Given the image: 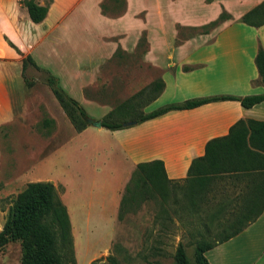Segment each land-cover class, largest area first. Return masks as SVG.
Returning <instances> with one entry per match:
<instances>
[{
  "label": "rangeland",
  "instance_id": "rangeland-1",
  "mask_svg": "<svg viewBox=\"0 0 264 264\" xmlns=\"http://www.w3.org/2000/svg\"><path fill=\"white\" fill-rule=\"evenodd\" d=\"M35 1L48 7L54 2ZM180 3L178 0L174 5ZM57 4L50 13L49 23L38 26L37 23L30 22L29 28L25 27L22 35L12 34L15 44L11 43L23 56L29 54L38 65V69L30 65L25 69V76L35 79L32 86L26 87L24 83V87L18 86L19 76L22 80L21 56L15 48L8 45L6 39L7 46H0V54L5 56L0 55V60L7 62L5 71L10 81H13V86L15 85L14 118L6 128L14 140V156L13 163H10L12 166L5 168L0 176V228L5 220L10 198L27 182H50L52 177L61 174L87 180V176L92 177L96 169L102 174L112 171H125L127 174L130 170L129 158L118 150L117 134L112 136L105 129L98 133H78L54 98L52 106L58 114L52 124L44 110L45 101L48 106L46 109H50V91L39 79L43 70L57 78L62 89L83 107L86 116L100 120L133 93L160 78L159 71L143 61L149 44L152 46L151 57L169 59L167 63L171 65L177 56L173 48L185 40V37L187 39L188 36L193 38L200 35L199 42L209 41L222 22L234 19L222 9L227 18L208 28L207 33L197 34L198 31L188 33L186 29L177 31L179 24L175 21L183 18L169 12L168 0H131L126 13L119 18L113 17L122 13L125 0H58ZM60 5L64 7V11L62 17L57 18V24L65 18L64 14L68 15L72 10L74 12L56 28L52 20L59 14ZM140 8L144 9L134 16ZM101 11L112 19L100 15ZM47 25L53 26L47 30ZM141 35L144 36L145 44L136 49L135 43ZM40 95L42 100L39 99ZM112 117L128 118L121 114ZM3 126L6 127L4 124ZM71 128L74 134L71 133ZM22 144H26L31 151L26 158L22 152ZM61 191L62 187L60 193ZM69 197L75 207L79 205L73 196ZM216 197L218 199L219 195ZM162 207L164 206L157 198L141 200L124 209L121 219H117V212L115 219L114 213L104 214V225H94L93 229L96 231L92 233L88 229L78 230L75 239L78 237L80 240L79 243L76 242L75 248L79 261L84 262L88 254L96 252L88 262L99 259L108 264L105 257L110 255L119 264H175V249L181 243L188 263L195 264L191 243L193 237L189 233L196 226L188 222L189 219L192 220V216L173 206L163 213ZM71 213L76 219L80 217L79 210ZM108 227L111 235L104 245L101 241ZM20 258L21 244L18 240L7 241L0 246V264H21Z\"/></svg>",
  "mask_w": 264,
  "mask_h": 264
},
{
  "label": "crops",
  "instance_id": "crops-1",
  "mask_svg": "<svg viewBox=\"0 0 264 264\" xmlns=\"http://www.w3.org/2000/svg\"><path fill=\"white\" fill-rule=\"evenodd\" d=\"M177 1L168 0L169 12L182 16L183 19L175 21L176 24L182 26L205 24L215 19L222 9L234 19L222 22L209 41L199 42L200 35L197 36L198 38H187L181 41L173 48L177 56L171 65L167 63L169 59L159 60L151 57L152 46L149 44L148 50L143 55V61L159 71L158 76L163 82V88L155 99L142 108L143 112L151 111L167 103L181 102L195 97L264 93V87L261 84L252 82L257 79L253 58L258 44L264 50V24L254 27L238 20L244 12L262 0H211L209 2L180 0L181 3L175 6L174 2ZM130 2L131 0H125L122 13L113 18L123 16ZM57 3L58 0H54L47 7L45 17L36 25L49 23L50 13L58 5ZM143 9L137 10L134 16ZM63 11L64 7L60 5L59 14L52 20L56 28L58 25L61 26L74 12L72 10L68 12V15L64 14L65 18L57 24V18L62 17ZM147 12L149 13V10ZM100 15L111 18L102 13ZM30 22L25 7L21 6L18 0H0V46H7L5 39L15 44L12 34L22 35L24 28H29ZM51 27L49 26L47 30ZM0 55L5 57L4 54ZM6 63L0 60V128L5 127L3 124L6 125L5 129L3 128L4 131L0 130V146L2 145L0 147V176L5 168L12 166L10 163H13L14 156L12 147L14 140L6 128L14 118L15 85L13 86V81H10L5 71ZM183 65L196 67L183 71ZM18 66L17 64L20 70ZM19 79L18 86L24 87L20 76ZM51 95L50 91V101H48L50 109H46L48 106L45 101L44 110L53 124L58 112L52 106L55 98ZM41 97L40 95L39 99L42 100ZM238 119L264 120V100L248 108L242 107L235 100L210 101L189 109L170 110L158 117L117 130L87 125L78 132L83 134L96 131L98 133L101 129H105L112 136L117 134V144L120 148L118 150L129 158L131 166L127 174L125 171L102 174L96 169L92 177L87 176V180L75 179L68 174H61L49 180L54 185L59 184L62 187L60 198L69 218L76 263L88 264L89 258L96 254L92 252L88 254L84 262L79 261L75 248L76 242L79 243L80 240L78 237L77 240L75 239L78 230L88 229L90 233L96 231L93 229L94 225H104V214L114 213L115 219L121 191L137 162L161 160L168 179L182 180L186 177L191 161L203 155L206 141L226 134L229 127ZM70 131L74 134L73 128ZM4 144L5 147H3ZM22 145V152L26 158L31 151L26 144ZM38 153L40 155V152ZM2 164L3 167H1ZM258 182V174L251 172L247 180L241 178L234 182V186L230 185L229 189L235 193L245 191L246 188L250 191L256 188L258 191ZM263 187L261 178V191H264ZM69 196H73L79 205L75 207ZM74 210L80 212V217L77 219L71 213ZM76 224H78L77 227ZM110 235L111 230L108 227L101 241L104 245L109 241ZM204 255L209 264H264V204L260 213L253 220L247 221L241 231L207 250Z\"/></svg>",
  "mask_w": 264,
  "mask_h": 264
},
{
  "label": "trees",
  "instance_id": "trees-1",
  "mask_svg": "<svg viewBox=\"0 0 264 264\" xmlns=\"http://www.w3.org/2000/svg\"><path fill=\"white\" fill-rule=\"evenodd\" d=\"M18 2L25 7L31 22L38 23L45 17L47 5H39L35 0ZM101 13L104 14L103 11ZM226 18L227 14L222 10L216 19L199 26L177 25V31L186 29L188 33H207L208 28ZM238 20L254 27L263 25L264 0L244 12ZM7 43L21 56L24 85L32 86L35 79L25 76V69L28 65L38 69V65L29 54L23 56L11 42ZM144 44V36L141 35L135 47L137 49ZM253 63L257 79L252 82L264 87V50L260 44ZM194 67L196 66L183 65L182 70ZM42 73L39 79L48 86L73 128L77 132L81 131L87 125L83 107L62 89L53 74L46 70ZM162 88L160 78L151 81L109 110L100 119L101 127L117 130L126 127L122 124L126 121L134 120L139 123L170 110L189 109L210 101L235 100L242 107L248 108L264 100V93L243 96L219 94L167 103L143 112L142 108L155 99ZM116 114L127 115L128 118H113ZM251 172L259 176L258 191L256 188L253 191L246 188L245 191L235 193L229 189L237 180H247ZM261 178L264 184V120L238 119L226 134L206 141L203 155L191 161L186 177L182 180L168 179L161 160L137 162L120 196L117 219H121L128 206L145 199L157 198L164 206L161 208L163 213L172 206L177 207L179 211L192 216V220L189 219L188 222L196 226L189 233L193 237L191 243L195 264H209L204 253L236 235L246 226L247 221L253 220L260 213L264 204ZM60 187L48 181L27 182L10 198L6 217L0 228V246L7 241L18 240L21 244V264H75L70 223L65 205L59 197ZM105 261L108 264H119L110 255L105 257ZM174 261L175 264H189L181 243L176 246ZM88 264L104 263L94 259Z\"/></svg>",
  "mask_w": 264,
  "mask_h": 264
},
{
  "label": "water",
  "instance_id": "water-1",
  "mask_svg": "<svg viewBox=\"0 0 264 264\" xmlns=\"http://www.w3.org/2000/svg\"><path fill=\"white\" fill-rule=\"evenodd\" d=\"M84 120L87 124L96 127V128H100L101 127V121L100 120H95L94 118H90L88 116L84 117ZM124 126H130L135 124L134 120H130V121H126L122 123Z\"/></svg>",
  "mask_w": 264,
  "mask_h": 264
}]
</instances>
